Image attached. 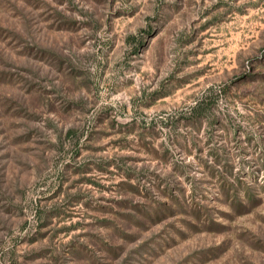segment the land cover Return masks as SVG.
Here are the masks:
<instances>
[{
    "label": "rangeland",
    "instance_id": "rangeland-1",
    "mask_svg": "<svg viewBox=\"0 0 264 264\" xmlns=\"http://www.w3.org/2000/svg\"><path fill=\"white\" fill-rule=\"evenodd\" d=\"M0 264H264V0H0Z\"/></svg>",
    "mask_w": 264,
    "mask_h": 264
},
{
    "label": "trees",
    "instance_id": "trees-1",
    "mask_svg": "<svg viewBox=\"0 0 264 264\" xmlns=\"http://www.w3.org/2000/svg\"><path fill=\"white\" fill-rule=\"evenodd\" d=\"M202 103H203V101L200 102V104H202ZM200 104H199V105L197 104V105H198L197 107H193V108H192V112H193V115H192V116H193V117H197V116H198V114H199L198 112H200L199 109L202 107V106L199 107ZM198 107H199V108H198ZM203 166H204L205 169H207V171H208V173H209L210 175H213V174H215V175H216V174L222 175L221 173H214L212 167L209 166V165H207L206 163H204Z\"/></svg>",
    "mask_w": 264,
    "mask_h": 264
}]
</instances>
